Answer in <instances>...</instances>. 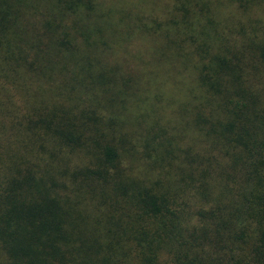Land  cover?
<instances>
[{"label": "trees", "instance_id": "16d2710c", "mask_svg": "<svg viewBox=\"0 0 264 264\" xmlns=\"http://www.w3.org/2000/svg\"><path fill=\"white\" fill-rule=\"evenodd\" d=\"M211 5L0 0V75L43 155L2 187L7 264H264V25Z\"/></svg>", "mask_w": 264, "mask_h": 264}, {"label": "rangeland", "instance_id": "374dc122", "mask_svg": "<svg viewBox=\"0 0 264 264\" xmlns=\"http://www.w3.org/2000/svg\"><path fill=\"white\" fill-rule=\"evenodd\" d=\"M214 6L215 13L218 15L222 14L223 21L225 22L226 28H237L236 25H228L229 19L226 14L233 16L235 23L241 22L244 31H248V27H245L248 23L250 29L258 28L252 26H263L264 25V4L263 3H252L248 6L245 15L238 14L235 6V0H232L231 4L226 3L228 0H211ZM222 4H227V6H222ZM246 9V10H247ZM255 22L260 25H255ZM196 24H202L198 20ZM228 25V26H227ZM136 35L129 34L126 36L117 37L113 43V46H119L120 49H124V46H137L135 44ZM140 39L137 35V40ZM139 42V41H138ZM137 42V43H138ZM117 44V45H116ZM111 46V43H109ZM137 48L139 57L143 59V56H150L151 47H161L168 48V46H138ZM172 49V46H171ZM118 57V56H115ZM120 60V58H119ZM129 60V58H128ZM164 68L159 69V72L154 74L156 77L161 76L162 78L170 77V69L168 64H162ZM162 67V66H161ZM159 67V68H161ZM178 68L182 71L184 66L180 63ZM158 70V69H157ZM156 70V71H157ZM185 70V69H184ZM0 198L3 193L2 187L5 186L6 180L11 175L14 170L12 167V161H18V159L25 157V159H38L39 156H43L42 152L39 150V142L37 139L35 131L30 129L33 127L32 118L27 116L29 112H26L29 106V101L26 98L25 93L21 91L23 84L18 83V85H11L8 81L4 82V77L0 75ZM149 80H154V78H149ZM42 141V140H41ZM14 166V165H13ZM0 264H7V259L3 254L0 244Z\"/></svg>", "mask_w": 264, "mask_h": 264}]
</instances>
